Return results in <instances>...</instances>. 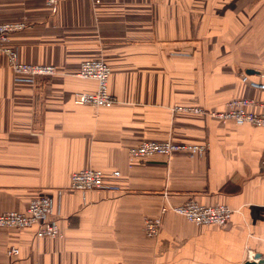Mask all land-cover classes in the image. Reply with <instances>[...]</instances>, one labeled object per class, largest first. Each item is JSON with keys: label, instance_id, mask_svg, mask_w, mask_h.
Returning a JSON list of instances; mask_svg holds the SVG:
<instances>
[{"label": "crops", "instance_id": "0c3cea01", "mask_svg": "<svg viewBox=\"0 0 264 264\" xmlns=\"http://www.w3.org/2000/svg\"><path fill=\"white\" fill-rule=\"evenodd\" d=\"M25 17L11 36L23 62L58 73L16 83L0 54V214L48 196L65 235L0 228V264H243L264 257V129L219 122L178 106L222 109L233 97L264 99V0H0V22ZM102 57L109 107L74 103L96 82L72 75ZM205 145L200 155L129 160L144 139ZM110 174L119 191H76L75 171ZM188 198L227 204L224 227H197L167 212L155 238L143 220ZM17 247V256L6 251Z\"/></svg>", "mask_w": 264, "mask_h": 264}, {"label": "built area", "instance_id": "2783aa9c", "mask_svg": "<svg viewBox=\"0 0 264 264\" xmlns=\"http://www.w3.org/2000/svg\"><path fill=\"white\" fill-rule=\"evenodd\" d=\"M46 7L55 13L59 0H44ZM28 27L25 17L17 20L0 22V54L13 74L16 83L33 84L37 77H51L58 73V68L52 63L23 62L19 58L18 49L11 43V36ZM72 75L91 79L96 82L94 92L74 93V103L93 107H109L116 103V99L108 91V81L111 68L102 57H91L80 62ZM261 76L264 77L262 73ZM242 80L249 87L264 90V82L249 79L246 74ZM224 109L208 110L199 106L175 108L176 111H190L200 116L212 117L219 122L231 121L234 124L250 125L264 128V99L255 97H233L225 104ZM183 152L188 155H200L205 152V145L191 142H177L173 139L141 140L128 149L130 159L148 158L154 155L172 156ZM120 176L119 171L106 174L100 169L86 166L73 172L70 177L72 190H118L114 179ZM167 212H174L184 216L197 226L224 227L233 214V210L223 203L202 205L193 198H188L178 205L165 202L160 207L159 215L147 217L143 230L148 238H155L162 225V216ZM55 210L52 200L43 194L30 199L23 211L11 210L0 214V228L23 230L35 228L36 239L50 238L60 240L64 237L59 223L54 219ZM8 256H17L19 250L11 246L7 249ZM250 259L252 256L249 255Z\"/></svg>", "mask_w": 264, "mask_h": 264}, {"label": "rangeland", "instance_id": "374dc122", "mask_svg": "<svg viewBox=\"0 0 264 264\" xmlns=\"http://www.w3.org/2000/svg\"><path fill=\"white\" fill-rule=\"evenodd\" d=\"M226 106V105H225ZM225 106L222 108V109H224L225 108ZM231 122V121H230ZM254 127V126H253ZM255 128H261V127H255ZM262 129H264V128H262ZM166 139H168V138H166ZM171 139V138H170ZM144 140H153V139H144ZM161 140H163V139H161ZM134 145V144H133ZM132 146V145H131ZM129 149V148H128ZM174 154H186V153H183V152H178V153H174ZM173 154V155H174ZM128 156H129V154H128ZM191 156V155H190ZM136 159H146V158H136ZM129 160H134V159H130V157H129ZM264 163V158L263 159H261V164H263ZM79 171V170H78ZM117 171V170H116ZM76 172V171H75ZM115 179H117V178H115ZM115 179H114V181H115ZM115 183H116V181H115ZM70 185V184H69ZM76 191H78V190H76ZM79 191H81V190H79ZM85 191H89V190H85ZM98 191H100V190H98ZM105 191V190H104ZM114 192H118L119 191V189L118 190H113ZM46 196V195H45ZM194 199V198H193ZM199 203V202H198ZM219 204V203H218ZM202 205H205V204H202ZM159 212H160V209H159ZM166 214V213H165ZM159 215V214H158ZM180 215V214H179ZM157 216V215H156ZM182 216V215H181ZM147 217H154V216H147ZM147 217H145V218H147ZM184 217V216H183ZM145 218H144V220H145ZM162 218H163V216H162ZM185 218V217H184ZM54 219L58 222V220L56 219V217H54ZM186 219V218H185ZM144 220H143V225H144ZM187 220V219H186ZM190 222V221H189ZM59 223V222H58ZM192 223V222H191ZM194 224V223H193ZM195 226H197L196 224H194ZM227 225V224H226ZM225 225V226H226ZM60 226V225H59ZM197 227H201V226H197ZM203 227V226H202ZM61 228V227H60ZM61 230L64 232V230L61 228ZM143 234H144V230H143ZM64 235H65V232H64ZM144 236L146 237V238H148L145 234H144ZM64 238V237H63ZM62 238V239H63ZM46 239H50V238H46ZM62 239H60V240H62ZM53 240H55V239H53ZM249 255H251L252 256V253L250 252L249 253Z\"/></svg>", "mask_w": 264, "mask_h": 264}, {"label": "water", "instance_id": "95a60500", "mask_svg": "<svg viewBox=\"0 0 264 264\" xmlns=\"http://www.w3.org/2000/svg\"><path fill=\"white\" fill-rule=\"evenodd\" d=\"M243 264H264V257L260 253L254 254L251 260H246Z\"/></svg>", "mask_w": 264, "mask_h": 264}]
</instances>
